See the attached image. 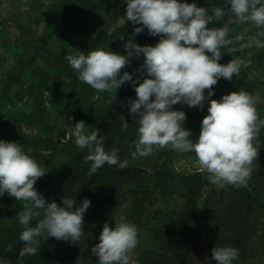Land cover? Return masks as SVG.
Wrapping results in <instances>:
<instances>
[{"label":"clouds","instance_id":"1","mask_svg":"<svg viewBox=\"0 0 264 264\" xmlns=\"http://www.w3.org/2000/svg\"><path fill=\"white\" fill-rule=\"evenodd\" d=\"M122 3L125 11L119 17L121 25L130 21L136 25L133 34L146 29L148 35L159 39L154 45H140L129 38L122 45L124 54L97 47L68 55L67 62L78 80L98 92L116 91L125 82L131 83L135 98H127V110L138 124L133 157L150 155L155 146L191 151L196 154L200 170L209 174L212 183L221 187L225 184L246 186L252 173L251 164L258 155V148L253 144L259 132L255 101L243 89L223 94L218 100L209 99L214 95L212 86L220 78L231 80L233 74L240 72L242 61L230 59L225 64L218 63L221 48L232 43L228 36L232 18L218 27L206 25L219 21L228 11L237 22L264 28V0H222L227 9L215 4L197 6L195 0L192 3L122 0ZM261 36L264 33L250 36L242 47L264 48ZM141 56L142 64L134 72H122L132 57ZM135 72L143 79L134 78ZM205 101L207 114L201 119L198 136L192 139L191 132L183 127L185 112L172 106L181 103L199 109ZM119 120L121 128L126 129L129 123L123 114ZM85 126L83 121H78L67 129V134L75 137L74 142L80 149H89L84 157L91 162L89 174L106 163L118 168L127 165V160L119 159L118 148L105 150L99 129L86 132ZM45 172L36 159L22 150L21 144L0 139V196L7 193L16 201L26 202L24 210L17 214L23 226L18 235L23 245L18 252L20 258L35 255L41 239L53 237L76 243L83 232V216L90 200L85 197L77 205L75 197L62 196L60 204L46 199L34 187ZM137 243L135 224L122 221L109 227L105 222L91 252L98 264H134L130 253ZM211 257L216 264H233L238 249L213 247ZM0 264H10V261L0 257Z\"/></svg>","mask_w":264,"mask_h":264},{"label":"rangeland","instance_id":"2","mask_svg":"<svg viewBox=\"0 0 264 264\" xmlns=\"http://www.w3.org/2000/svg\"><path fill=\"white\" fill-rule=\"evenodd\" d=\"M101 3L102 0H50L47 4L44 0H0V139L21 144L22 150L46 171L42 177L52 167L67 177H71V173L76 177L89 165L90 161L84 159L89 149H80L74 142L75 137L67 134V129L78 121L85 123L86 132L103 127L99 137L106 151L114 148L113 145L105 146L112 134L123 145L130 140V132L121 128L119 120L120 114H123L129 122L130 113L123 111L122 105H117L113 113L108 112L109 100L113 104L128 97L130 91L126 84L116 91L98 92L78 80L66 59L78 51L86 52L97 47L124 54V42L129 38L135 42L138 38V34H133L136 25L130 21L121 25L119 17L125 11L122 0L107 7ZM86 8L90 12L83 20ZM258 32L248 33L244 28L243 33L238 35L240 39H232L233 45L227 49L231 52L230 59L242 61L240 72L233 74L231 80L220 78L213 86L214 95L209 98L218 100L223 94L249 88L259 124V132L253 140L258 155L251 164L252 171H259L264 163V146L260 140V134L264 135V123H261L264 122V48L242 45ZM260 38L264 39V36ZM126 70L127 65L122 72ZM200 122L201 119L190 131L192 139L199 134ZM106 124L111 127L104 132ZM118 156L130 161V157L122 155V148ZM158 163L155 168H168L177 175L207 173L200 170L196 154L191 151L172 150L164 162L160 160ZM206 177H209L208 173ZM49 184L54 185L55 182L41 183L39 190ZM208 187L207 184L201 187L198 193L200 202ZM151 200L152 203L146 206V217L133 214L130 211L132 199L127 198L110 219L111 226L122 221L136 225L138 243L130 253L134 264L141 263L145 249L157 250L160 247L150 230L158 224L152 219L151 212L162 207L178 209L183 202L178 193L166 197L154 194ZM4 202L13 203L14 198L5 193L0 196V207ZM20 203L24 210L26 202ZM0 218L1 232L8 227L11 219ZM8 260L10 264L25 261L18 254Z\"/></svg>","mask_w":264,"mask_h":264},{"label":"trees","instance_id":"3","mask_svg":"<svg viewBox=\"0 0 264 264\" xmlns=\"http://www.w3.org/2000/svg\"><path fill=\"white\" fill-rule=\"evenodd\" d=\"M117 2L118 0H102L101 4L107 7L116 5ZM185 2L192 3L193 0ZM195 3L204 7L212 4L225 9L228 7L222 0H195ZM89 12V8H86L83 20ZM230 17L232 23L229 24L228 36L231 39L243 33L244 28L248 33L264 31V28L258 29L251 24L237 22L228 11L219 21H210L206 27H218L228 22ZM137 36L135 43L140 45H154L159 39V36L148 35L146 29ZM232 43L221 48V59L218 63L230 60L231 52L227 48L232 46ZM142 59V56L132 57L126 71L134 72L142 64ZM135 76H140V73L135 72L134 78ZM142 79L143 76H140V80ZM140 80H137V83ZM125 84L130 91L127 98L134 99L135 92L131 83ZM246 91L249 93V88ZM127 98L123 102L117 101L113 104L108 101V112L113 113L117 105H122L123 111L127 110ZM172 107L185 112L183 127L189 131L207 114L205 105L198 109L177 103ZM128 120L127 131L130 132V140L127 145L116 140L113 134L109 143L105 144L107 148L112 145L119 150L122 148V155L130 157L125 167L118 168L106 163L95 173L89 174L90 162L76 177L73 173L71 177H67L52 167L44 177L37 179L34 187L46 199L55 200L60 204L62 196L75 197L78 205L87 197L90 206L84 213L83 232L76 243L53 237H48L45 241L41 239L39 251L33 256H25V261L20 264H98L91 247L97 242L105 222L109 227H113L110 219L127 198L132 199L130 211L137 216L146 217V206L152 203L151 197L154 194L166 197L174 193H178L183 200L178 209L162 207L151 212L152 219L158 224L150 230L160 247L157 250L145 249L140 264H216L211 257V249L223 246L238 249V257L233 264H264V163L259 171H252L246 186L225 184L221 187L212 183L206 177L207 173L177 175L168 168L158 169L155 168L158 162H164L172 149L155 146L150 155L133 157V141L137 138L138 124L133 121L131 114ZM107 127L111 125L106 124L104 132H107ZM97 129L101 135L103 127ZM260 140L264 146V135L260 134ZM119 159L122 160L120 156ZM106 168L109 169L104 171ZM73 178L75 180H72ZM51 180L55 182L54 185H44L39 190L41 183H49ZM206 184L209 189L200 202L198 193ZM22 211L20 201L15 199L13 203L4 202L0 207V217L11 219L8 227L0 232V257L13 259L19 252L22 242L18 240V235L23 226L19 224L17 214ZM134 221L137 222L135 218ZM32 224H35V220ZM9 245L14 249L13 254L8 248Z\"/></svg>","mask_w":264,"mask_h":264}]
</instances>
